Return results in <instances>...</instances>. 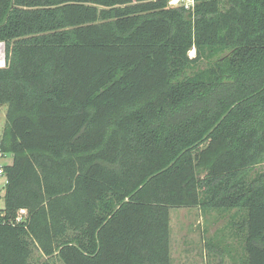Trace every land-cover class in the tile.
I'll use <instances>...</instances> for the list:
<instances>
[{
  "label": "trees",
  "instance_id": "1",
  "mask_svg": "<svg viewBox=\"0 0 264 264\" xmlns=\"http://www.w3.org/2000/svg\"><path fill=\"white\" fill-rule=\"evenodd\" d=\"M0 41V264H171L192 206L264 264V0H0Z\"/></svg>",
  "mask_w": 264,
  "mask_h": 264
},
{
  "label": "rangeland",
  "instance_id": "2",
  "mask_svg": "<svg viewBox=\"0 0 264 264\" xmlns=\"http://www.w3.org/2000/svg\"><path fill=\"white\" fill-rule=\"evenodd\" d=\"M194 50L189 52L193 55ZM6 106L0 105V135L5 123ZM264 168V163L256 171ZM170 217L171 264H243L246 259L240 233L233 225L240 215L232 211L201 210L198 206L173 207ZM44 259L34 249L32 262ZM60 264V262H58Z\"/></svg>",
  "mask_w": 264,
  "mask_h": 264
},
{
  "label": "built area",
  "instance_id": "3",
  "mask_svg": "<svg viewBox=\"0 0 264 264\" xmlns=\"http://www.w3.org/2000/svg\"><path fill=\"white\" fill-rule=\"evenodd\" d=\"M197 0H168L170 5H183L185 7L192 6ZM6 64V45L0 41V68L5 67ZM12 163V155L1 149L0 146V225L14 223L25 220L27 213L26 209L21 208L17 215L10 217L7 215L5 207V193L8 185V176L6 167Z\"/></svg>",
  "mask_w": 264,
  "mask_h": 264
}]
</instances>
